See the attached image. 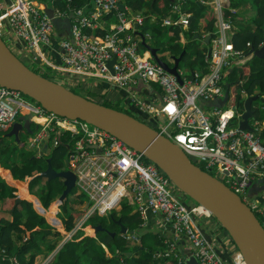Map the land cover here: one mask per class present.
Listing matches in <instances>:
<instances>
[{
  "label": "built area",
  "instance_id": "2783aa9c",
  "mask_svg": "<svg viewBox=\"0 0 264 264\" xmlns=\"http://www.w3.org/2000/svg\"><path fill=\"white\" fill-rule=\"evenodd\" d=\"M42 1L0 0V34L11 39L9 46L18 56L26 51L30 63L39 64L38 59L42 58L47 65L61 72L98 75L119 88L127 89L137 80L146 84L150 81L158 83L162 90L158 106L144 93L143 97L131 93L129 101L140 111L152 110L155 115L148 123L177 143L192 161L215 169V176L235 191L256 214L264 215V200L249 193L254 184L264 186V136L260 134L264 119L259 118L264 102L260 107L252 106L253 114L248 119L252 129L241 128L245 110L243 96L247 94L238 81L236 92H244L241 96L243 106L239 107L238 103H233L234 98L231 101L230 93L223 87V79L227 70L241 63L247 54L231 45L232 14L224 11V0L210 1L218 11V26L205 51L206 71H193L192 76L183 77L181 83L175 74L154 60L149 50L139 51L138 44L143 37H131L128 30L135 24L142 25L144 19L139 13L127 14L126 5L120 10L119 0H94L96 10L90 15L81 8H72L69 33L58 41L61 61L54 64L46 56L53 48L54 18L66 14V11L55 8L49 16L37 4ZM112 13L116 15V21L110 24L105 35L83 30L84 27H98L97 19ZM185 16L165 17L162 25L185 26L188 21ZM122 33L124 36H120ZM113 55L115 61L111 73L107 61ZM225 91L228 100L218 106L217 99L223 97ZM25 113L31 118H44L31 133L30 146H41L50 151L60 141V132L70 138L66 143V168L75 173L73 193L82 200L77 224L82 226L90 215L108 214L123 203L132 204L142 219L140 225L146 224V214L150 210L160 213L162 220L172 228L175 237L165 239L166 248H159L154 257L174 256L180 264H185L175 252L176 239L183 238L199 264H245L238 249L231 262L219 256L213 242L200 232L195 221L200 213H211L196 201H185L168 175L143 153L103 129L89 128L84 121L48 112L39 103L25 100L19 90L0 85V128L6 129ZM51 132L53 135L49 136ZM75 230L73 228L71 235ZM121 234L128 241L139 239L135 231L127 232L126 229ZM5 257L1 255V259ZM8 260L3 264H19L16 256H9ZM48 261L50 259L46 258L34 264H47Z\"/></svg>",
  "mask_w": 264,
  "mask_h": 264
},
{
  "label": "trees",
  "instance_id": "16d2710c",
  "mask_svg": "<svg viewBox=\"0 0 264 264\" xmlns=\"http://www.w3.org/2000/svg\"><path fill=\"white\" fill-rule=\"evenodd\" d=\"M121 1L128 6L127 13L129 15L141 11L144 14L151 13L149 16L143 17L146 22L144 27L141 28L139 26L136 29L131 28L128 30L131 37H143L144 42L141 41L138 44V47L142 52L154 48L158 53V51L163 48L169 50L171 53L173 52L171 55L180 53L182 45L177 39L179 32L183 29L180 25H171L166 28L161 23L163 18L169 17L172 14V0ZM252 1L257 15V30L235 32L230 40L233 47L242 49L244 52H248L251 47H256L260 42H264V31L260 27L262 22H264V0ZM50 2L53 6L57 5L62 10H70L88 4L89 0H51ZM241 3L242 0H230V5L232 7H239ZM189 12H191V15L188 18V28L183 30L188 38V42L184 47L195 42V39L192 37L198 30V21L201 17L204 16L209 18L204 26V31L212 33L214 30V17L211 13L210 15H204L210 12L206 5H200L196 2ZM151 15L154 16L152 17V20ZM167 29H170L169 33L174 39L172 44L161 40V37L164 36ZM83 30L86 33L90 32L89 27H84ZM95 33L98 35H105L107 29H102L100 27ZM120 36H124V33L120 34ZM149 40H152L153 42L151 43ZM247 42H250V46H247ZM204 49H206V46H204L203 49L199 48V50L193 52L191 58V61L195 63L193 68L186 71L179 66V69L183 71V77L188 78L192 76L195 66L198 65L197 62H199V65L201 66L199 71H206L207 62L205 60ZM31 64L32 65H28L43 76L59 81V77H57V75L56 77L54 76L56 71L50 66L41 69L37 64ZM240 69L241 75L246 78L243 85L246 92L248 94L259 93L263 96L262 98H264V57H251L248 63L241 66ZM234 73V70H227L223 81L228 79L230 83L228 81V84L224 82L223 87L230 93L231 101L233 100L232 98H234L233 103H238L237 105L242 107L243 99L240 94L236 92V82L233 81ZM149 84L151 86H156V82L154 81H150ZM74 91L78 92L76 90ZM91 95L95 97L94 94ZM100 102L124 110L136 117L139 116L138 118L142 119V116L139 113L133 112L129 107H124L120 102H115L113 105H110L105 101ZM10 128L11 125L6 129L0 128V136L8 132ZM34 130V125L31 124L29 129L25 128L23 131L30 135L32 133L31 131ZM260 134L261 136H264V128L260 131ZM59 136L60 141L58 144L48 151L46 155L36 157L32 154V157L28 159H26L27 157L24 159L22 158V161L19 163L9 160L7 156H4L3 152L7 145L0 146V153H3L2 156H0V250H5L4 253L0 252V264L7 263L9 261V256H16L19 264H34L36 255L40 253L42 255L45 254L44 256L52 254V258L47 264H180L177 261L178 259L174 256L162 258L154 257L156 246L160 243L162 244V241L153 240L152 234L141 233L140 236L137 235L139 236L138 243L134 245L126 243L128 239L119 233L120 224L117 223V219H119L126 227L127 232L132 231V229L136 231L135 228L139 231L142 219L137 211L128 215L119 213L113 209L108 215L105 214L101 217H96L99 215H90L87 219L92 222L91 225L100 224L103 229L98 230L94 236L87 234L84 231L85 228L78 229L73 234L72 240L66 241L59 249L54 250L55 244L54 242H48V236L53 237V235L56 236L58 234V231H53L52 226L50 225L56 224L54 221L55 217L48 220L49 218H52V215L44 217L37 213L33 207V204L35 206L39 205L38 200L35 197L34 199L30 197L32 198L30 201L22 198L20 201L16 202V197L19 196L18 187L13 185L10 180L15 183H20L27 176H31L34 173L43 170L47 165V158H49L50 164L54 169L60 170L65 168L63 157L67 155L68 149L66 143L70 141V138L66 137V133L63 132H60ZM198 164L209 173L213 175L215 174V169L207 168L203 163ZM39 178L42 179L43 177L37 176L29 182V189H32L33 185L37 183L36 181ZM56 182L55 178L49 180L45 179V186L42 189V195L39 200L44 207H47L50 204L53 192L58 190L57 188L59 186ZM60 185L61 188L58 190V193H61L64 188L61 182ZM29 192L32 193L30 190ZM63 201V209H61L60 218L65 225V228L70 229L74 224V218L81 213V210H68L66 206L69 203V198H66ZM79 203L81 204L82 200H79ZM52 204L53 202L50 206ZM128 206L129 204L123 203L121 208ZM259 217L264 226V215H260ZM87 219L84 224L89 226V224L87 225L86 223ZM46 220H48L50 224ZM56 221L58 222L57 225L60 226L59 221L57 219ZM221 228L226 231L222 226ZM87 229L90 230L89 227H87ZM112 231L115 233L111 234ZM24 238L26 239L24 240ZM105 247L107 250H105ZM2 254L6 256L5 259H1Z\"/></svg>",
  "mask_w": 264,
  "mask_h": 264
},
{
  "label": "water",
  "instance_id": "95a60500",
  "mask_svg": "<svg viewBox=\"0 0 264 264\" xmlns=\"http://www.w3.org/2000/svg\"><path fill=\"white\" fill-rule=\"evenodd\" d=\"M119 7L123 9V4L119 3ZM46 10L49 16H52V9L46 8ZM55 22L58 26L67 23L63 18L56 19ZM137 26L135 24V28ZM209 38L210 36L207 35L205 41L208 42ZM150 52L157 63L175 74L179 82H182L177 71V64L183 52L178 56L171 55L174 60L172 65L159 57L154 48H151ZM249 52L254 56L263 57L264 43L258 48L251 47ZM114 61L115 55L107 61L111 73H113ZM0 85L19 90L48 112L68 119H78L103 129L143 153L156 163L183 193L201 204L215 217L231 237L245 264H264V226L257 214L226 183L192 161L177 143L150 123L124 110L75 92L59 81L43 76L15 53L1 34ZM258 98L262 99L258 94L245 98V110L240 121L241 128L252 129L248 119L253 114L252 102ZM227 100L228 93L225 91L224 96L217 99L218 106L223 105ZM29 124L30 119L21 116L12 123L8 134L13 135L19 141V130L22 127L28 128ZM37 176L47 180L55 177L61 178L64 188L58 198L60 203L73 191L75 186V173L68 168L54 169L49 158H47L46 167L31 175L27 183ZM182 182L190 185L193 191L183 186ZM256 186L257 184L250 186L249 193H254ZM21 199V196H17L16 202ZM117 223L120 224L119 231L125 232L126 227L119 219ZM91 228L94 235L98 230L103 229L100 224L91 225ZM114 233V231L111 232V234ZM185 262L186 264H199L194 255L186 258Z\"/></svg>",
  "mask_w": 264,
  "mask_h": 264
},
{
  "label": "crops",
  "instance_id": "0c3cea01",
  "mask_svg": "<svg viewBox=\"0 0 264 264\" xmlns=\"http://www.w3.org/2000/svg\"><path fill=\"white\" fill-rule=\"evenodd\" d=\"M51 0H43L40 3L41 7L43 9L46 10V8H50L52 9V14H53V10L55 8L58 9V11H66V14L60 15L56 18H54V20L56 21V19H60L63 18L67 21L66 24H61L62 26H58V24H56V32H55V37L53 38V48L48 52V54L46 55L48 57V59L53 60L54 64H58L61 59H60V52H61V48L58 46V41L59 39H61L62 37H65L66 35H68L69 33V27H70V18L72 15L73 10H62L60 7H58L57 5H52V3L50 2ZM212 0H179V1H175L174 3H176V8H174V4L171 5V16L172 17H178L180 15H186L187 18L190 17L191 12H189V10L194 6V4L196 2L201 3L202 5H206L207 8H209L210 6H212L213 4L210 2ZM225 5H223V9L225 10L226 13H231L232 14V18H231V31L230 34L231 36L235 33V32H244V31H254L257 30V15H256V11L253 5V1L252 0H242V3L239 7H232L230 5V0H224ZM119 3L124 4L121 0H119ZM209 6V7H208ZM83 12L86 15H90L93 11L96 10V5L94 0H89L88 4L82 5L80 7ZM126 8L128 9V6L126 5ZM120 10H122V8L119 7ZM47 11V10H46ZM212 16L214 17V23L215 21L218 19V15L216 13H213L212 11H210ZM128 14V13H127ZM137 14V13H136ZM139 14L142 17L145 16H149L151 13L148 14H144L142 11L139 12ZM109 15V16H108ZM204 15H207L204 14ZM152 16L151 15V20H152ZM209 18L208 17H201L200 20L198 21V30L197 32L194 34V36L192 38L195 39V42H193L191 45H188L187 47H184V45L188 42V38L187 35L183 32V30L188 28V21L187 24L184 25H180V27L183 29L182 31L179 32L178 34V39L177 41H179L182 45L180 53L183 52L182 57L180 60H182L183 58H192V54L194 51H188L190 46H194V45H198L196 43V40H200L202 45H198L199 48H201L204 44L203 41V35H204V26L207 22ZM116 21V15L114 13L112 14H105L100 16L99 19H97V24L98 27H93L90 28V32L89 33H94L96 34V30L98 28H102V29H108L110 27V24ZM56 23V22H55ZM138 25V24H137ZM146 25V22L143 20V24L140 25V27H144ZM139 27V26H137ZM169 27V26H167ZM166 27V28H167ZM261 29L264 31V22H262L261 24ZM58 28V29H57ZM62 29V30H59ZM134 29L135 25H134ZM170 29H167L165 34H164V41H166L167 43H173L174 39L171 37V34L169 33ZM5 40L8 39L9 41L11 39L5 37ZM7 41V40H6ZM15 42H17V44L19 45V42L16 40ZM264 42H260L256 47L254 48H258L260 47ZM10 45V44H9ZM21 45V44H20ZM247 46H250V42H247ZM199 48L197 50H199ZM169 51V50H168ZM206 51V49H204V52ZM171 53V52H170ZM173 53V52H172ZM171 53V54H172ZM179 53V54H180ZM158 54V53H157ZM179 54H174V55H179ZM21 55V56H20ZM20 57L21 59L27 60L29 64L30 60H29V56L26 53V51H23L22 53H20ZM159 55V54H158ZM194 56V55H193ZM251 57H254L253 53H249V55H247V57L239 64L234 65L233 67H231L230 71L234 70V80L236 82V84L238 83L239 80H245L246 78L243 77L241 75V69L240 67L243 65H246V63H248L249 59ZM264 57V56H263ZM171 64H173L174 60L171 59ZM26 63V62H25ZM198 65L195 66L194 71L199 72V68L201 67L199 65V62H197ZM61 72V71H60ZM63 76H65L66 81L68 82V85L65 84V82H61L63 83L65 86L70 88L71 86H78L79 89L84 90V91H88L87 93H91L94 94L95 97H102L105 98L107 100L110 101H115L122 103L123 105L128 104V107L133 111V112H137L142 116V119H150L151 117H153L155 115V113L151 110V112L149 111H140L137 109V107L131 103L129 101V95L131 93H139L141 94V96L143 97V94H145V96L147 97V99L153 103L155 106H158V100L160 98V96H162V90L160 89V87L157 86H151L149 83H143L140 80H137L135 82V84H131L130 86L127 87V89L125 88H119L118 86L114 85L112 82L104 79L101 76L98 75H84V74H75L69 71L64 72ZM227 80H225L226 83ZM70 82V83H69ZM230 83V82H229ZM239 89V87H238ZM81 93V92H79ZM238 93L240 94V96H242L244 94V92L238 91ZM260 95V94H259ZM262 96V95H260ZM244 97V96H243ZM263 97V96H262ZM261 101L260 106L263 104V99L258 98ZM254 107H260V106H256L253 105ZM260 119H264V110L262 108H260ZM153 112V113H152ZM25 117V118H29L30 119V124L29 127H22L19 132H18V137H19V141H21L20 139V133L21 131H23L25 128L29 129L30 125H36L37 127L40 125V123L42 122V120L36 119V117L31 118L29 116V114H21L18 118L20 117ZM139 117V116H138ZM262 127L264 128V121L262 124ZM262 128V129H263ZM36 130V129H35ZM34 130V131H35ZM9 131V130H8ZM33 132V131H31ZM30 132V133H31ZM29 133V134H30ZM31 135V134H30ZM30 135H28L27 137V146L28 148H31L32 146L29 145V138ZM53 133L51 132L49 134V136H52ZM9 136H13V135H9L8 132H6L5 134L0 136V146L3 145H7V147L4 150V156H7V158L9 159L11 155H13L9 148L10 145V140L8 139ZM14 137V136H13ZM14 140L17 141L14 137ZM21 145H25V143H21ZM32 151L36 152V157H39L41 151H42V147L38 146V148L36 147L35 149H33ZM3 153H0V156H2ZM47 153V152H46ZM21 157V156H20ZM26 158V157H25ZM24 159V158H23ZM20 160L22 161V157L20 158ZM16 162L19 163V161L16 160ZM66 168V167H65ZM41 180V179H40ZM11 183H13V185L18 187V194L19 196H21L22 198H25L27 200H31L30 198H28V196L31 197H35L38 200L39 205H36L38 207V209L36 208V206L33 204L34 209L36 210V212L41 213L42 215H45V210L46 208L41 204V202L38 199V195L33 193V189L36 187L34 184L32 189H29V183H27V180H23L20 183H15L14 181L10 180ZM17 182V181H16ZM39 185H43V182H38ZM264 187H262L261 185H257L254 193H250L251 196H256L261 198L262 200H264V194H263V189ZM32 191V193L29 192ZM54 194V193H53ZM52 194V196H53ZM53 198V197H52ZM59 198V197H58ZM58 200V199H57ZM193 200V199H192ZM189 201L191 203H194L193 201ZM53 200H51L52 202ZM56 203H60L59 201ZM40 207L42 208L43 211L40 210ZM82 206H80L79 209H81ZM121 209V207L117 208ZM135 211V209H134ZM133 211V212H134ZM132 212V213H133ZM146 224L145 225H140L139 226V231H137L138 229L133 230L135 231V233L137 235H141V233H148V234H152L153 235V240H159L162 241V244H158L156 246V251L159 250V248L161 250H164L166 248V244L164 243L165 239H171V237H175L173 235V231L171 226L168 223H165L162 220L161 214L160 213H153L150 210L147 212L146 214ZM196 224L200 230V232L207 237L209 240H211L213 242V245L215 247L216 252L219 254V256L224 259L227 262H231L233 260V255L235 250L237 249V247L235 246L234 242L232 241L231 237L229 236V234L227 233V231H224L221 228L220 223L215 219V217H213V215H207V214H202L200 213L198 216H196L195 218ZM89 228H91L90 226H87ZM86 227V228H87ZM85 230V229H84ZM139 241V239H138ZM177 242V250L175 251L179 257H182V259L185 262V259L188 258L190 255H193L191 250L188 247V244L186 242V240H184L183 238H177L176 239ZM106 249V247H105ZM155 251V252H156ZM40 254L36 255L35 261L34 263L38 260V258L40 257ZM162 257H168V256H162ZM162 257H156V258H162ZM178 261V260H177Z\"/></svg>",
  "mask_w": 264,
  "mask_h": 264
},
{
  "label": "rangeland",
  "instance_id": "374dc122",
  "mask_svg": "<svg viewBox=\"0 0 264 264\" xmlns=\"http://www.w3.org/2000/svg\"><path fill=\"white\" fill-rule=\"evenodd\" d=\"M209 7V6H208ZM210 11H212L213 13H214V11H213V8L212 7H209L208 8ZM210 13L211 12H208L207 13V15H210ZM206 35H204L203 36V41L204 42H206L205 40H204V37H205ZM165 39V37L163 36V37H161V40H164ZM7 40V41H6ZM5 41L8 43V45L10 44H12V42L11 41H9L8 39H6ZM149 42H153L152 40H149ZM196 43L200 46V45H202V43H201V41L200 40H196ZM198 45H194V46H190L189 47V50L188 51H196L199 47H198ZM139 51L140 52H142V50H140L139 49ZM158 54L160 55V57L162 58V59H165L166 61H168V62H172L171 61V53L168 51V50H166V49H160L159 51H158ZM190 59H188V58H183L182 60H180L179 61V66L181 67V68H183L184 70H186V71H188V70H190L191 68H193L194 67V62L193 61H191ZM24 62H26L27 64H29L28 63V61L27 60H24ZM38 62H39V64H37V66H42V64H44V66L41 68V69H45V68H47V66H49V65H47L45 62H44V60L42 59V58H39L38 59ZM37 61H36V63H38ZM40 63H42V64H40ZM29 65H32V64H29ZM47 65V66H46ZM53 70H55L56 72L54 73L55 75V77H56V75H57V77H59V82H65V84H67L68 85V82L66 81V77L65 76H63V74H64V72H60V70H57L56 68H54L53 66H50ZM53 72V71H52ZM57 73V74H56ZM224 82H225V80H224ZM70 83V82H69ZM157 87H160L159 86V84L158 83H156L155 84ZM70 88L71 89H73V90H76V91H78V92H81L82 94H85L86 96H88V97H90V98H94L95 100H97V101H105L106 103H108V104H110V105H113V104H115V101H110V100H107V99H105V98H100V97H97V98H95V97H93L91 94H89V93H87L86 91H84V90H81V89H79V87L78 86H71L70 85ZM145 95V94H144ZM22 97L25 99V100H28L29 102H32V103H36L32 98H30L29 96H27V95H25V94H22ZM260 104H261V101L259 100V99H255L254 101H253V105H256V106H260ZM124 107H128V104H126V105H124ZM138 109V108H137ZM139 110V109H138ZM142 112H144V111H142ZM147 122H150V121H152L151 120V118H150V120H148V119H145ZM88 127L89 128H91V125H88ZM37 128V126L36 125H34V129H36ZM28 136V134L27 133H25L24 131H21V133H20V139H21V142H18V141H15L14 140V137L13 136H9L8 137V139L10 140V145H9V150H10V152L13 154V155H11L10 156V158H9V160H12V161H21L20 160V158L22 157V158H25V157H27L26 159H28V158H30V157H32V154L34 155V156H36V152L35 151H32L33 149H35L36 148V146H32L31 148H28V146H27V137ZM20 143H25V145H21ZM49 150L46 148H43L42 149V151H41V153H40V155L39 156H44V155H46V152H48ZM21 156V157H20ZM66 158H67V155L65 156V157H63V161L65 162V167H67V162H66ZM30 176H27L24 180L26 181V180H28V178H29ZM45 179L46 178H42L41 180H40V178L39 179H37V184L35 185L36 187L33 189V193L34 194H36V195H38V197H39V200H40V197H41V195H42V189L44 188V186H45ZM55 181H57L56 182V184L59 186L57 189L58 190H60V188H61V185H60V182L62 183V181H61V178L60 177H55ZM38 182H43V185L41 186V185H39V183ZM174 184V183H173ZM174 186L177 188V189H179L180 190V188L176 185V184H174ZM262 187H264L263 185H262ZM58 190L57 191H54L53 193V198H52V202H53V204L50 206V204L52 203V202H50V204L47 206V207H45L46 208V210H45V215L46 216H51L52 215V218H49L48 220H50V219H53V217H55V225H53V224H50L49 222H48V220H46L51 226H52V230L53 231H58V234L56 235V236H54L53 235V237H51V236H48V242H54V244H55V247H54V250L56 249V248H60L66 241H68V240H72V237H73V235H71L72 234V231H73V228H76V230L75 231H77L78 229H80V228H82V229H84L85 228V232L87 233V234H89V235H91V236H94V233H93V229L92 228H90V230L89 229H87L86 227V225L85 224H83L82 226L81 225H79V224H77L76 223V221H77V218H78V216L77 217H75L74 218V224H73V226L70 228V229H66L65 228V225L63 224V222H62V220H61V218H60V213H61V209H63L62 208V204L64 203V201L63 202H61V203H56V202H58V197H59V195H60V193H58ZM75 191V189H73V191L71 192V193H69L68 195H67V197L66 198H69V203H68V205L66 206L67 208H68V210H74V209H78V210H80L79 208H80V203H79V197H77V195L76 194H74L73 192ZM181 191V190H180ZM182 194H181V197L185 200V201H187V202H189V201H191L192 199L188 196V195H186L185 193H183V192H181ZM31 196H28V198H30ZM33 199H34V197H32ZM32 198H30V199H32ZM65 198V199H66ZM25 199V198H24ZM64 199V200H65ZM30 201V200H29ZM193 201V200H192ZM50 206V207H49ZM37 209H38V207H36ZM40 210L41 211H43L42 210V208L40 207ZM115 210L116 211H118L119 213H123V214H130V213H132L133 211H134V205H129L128 207H122L121 209H118L117 210V208H115ZM39 213V212H38ZM40 215H42L41 213H39ZM106 215H108V214H106ZM42 216H44V215H42ZM102 215H99V216H96V217H101ZM257 216L259 217L260 216V214L259 213H257ZM45 217V216H44ZM104 217H106V216H104ZM260 218V217H259ZM56 219L59 221V224H60V226L59 225H57V221H56ZM86 223H87V225L89 224V226L91 225V221L90 220H88L87 219V221H86ZM119 233H122V232H120L119 231ZM25 240V239H24ZM126 243H128V244H130V245H134V244H136V243H138V241L137 240H129V241H127ZM53 250V251H54ZM105 250H107V249H105ZM45 255V254H44ZM44 255H40V257L38 258V260L36 261V262H40V261H42V260H44V259H50L51 260V258H52V254H48V256H44ZM35 262V263H36Z\"/></svg>",
  "mask_w": 264,
  "mask_h": 264
},
{
  "label": "clouds",
  "instance_id": "9594fccd",
  "mask_svg": "<svg viewBox=\"0 0 264 264\" xmlns=\"http://www.w3.org/2000/svg\"><path fill=\"white\" fill-rule=\"evenodd\" d=\"M174 2L175 1H179V0H173ZM173 2V4L174 5H176V3H174ZM212 8H213V11H214V13H216L217 15H218V11H217V9H215V7L212 5L211 6ZM225 11V10H224ZM187 20H188V18H187ZM161 23H162V20H161ZM174 25H180V24H174ZM164 26V25H163ZM217 26H218V19L215 21V23H214V30L217 28ZM164 27H167V26H164ZM214 30H213V32H214ZM213 32L212 33H209V32H204V35H209V36H211L212 34H213ZM203 35V36H204ZM231 35V34H230ZM205 36V37H206ZM205 37H204V40H205ZM232 37V36H231ZM230 40H231V38H230ZM209 41H210V38H209V40H208V42H204V44H203V46L201 47V49H203V47L204 46H206V50H207V48H208V46H209ZM231 42V41H230ZM149 52H150V49H149ZM151 53V52H150ZM249 50H248V52H245V54H247V55H249ZM153 56V55H152ZM159 57H160V55H158ZM174 56H178V55H174ZM154 58V57H153ZM171 59H173L172 58V56H171ZM155 60V59H154ZM164 60V59H163ZM168 63V62H167ZM169 64L170 65H172L170 62H169ZM233 67V66H232ZM177 71H178V73H179V76H180V78H181V80L183 79V71H181L180 69H179V63L177 64ZM228 84V83H227ZM239 85L243 88V85H244V80H239ZM239 85H238V87H239ZM161 89V88H160ZM244 89V88H243ZM244 91L246 92V90L244 89ZM245 94H247V96H249V95H253V94H258L259 95V93H252V94H248L247 92L245 93ZM246 96V97H247ZM161 97V96H160ZM246 97H243V98H246ZM259 97H261L262 98V96H260L259 95ZM245 100V99H244ZM264 101V100H263ZM252 106H253V102H252ZM251 106V107H252Z\"/></svg>",
  "mask_w": 264,
  "mask_h": 264
},
{
  "label": "bare ground",
  "instance_id": "6f19581e",
  "mask_svg": "<svg viewBox=\"0 0 264 264\" xmlns=\"http://www.w3.org/2000/svg\"><path fill=\"white\" fill-rule=\"evenodd\" d=\"M199 4L202 5L201 3H199ZM185 17H187V16H185ZM36 119L43 120L44 118H43V117H36ZM63 124H66V122H63ZM181 184H182L183 186H185L186 188L190 189L191 191H193V188H192L190 185H188L187 183L182 182ZM204 210L207 211V212H209V211H208L207 209H205V208H204Z\"/></svg>",
  "mask_w": 264,
  "mask_h": 264
}]
</instances>
